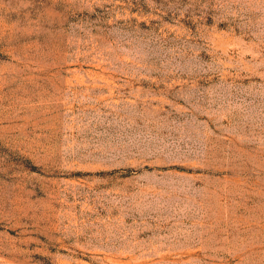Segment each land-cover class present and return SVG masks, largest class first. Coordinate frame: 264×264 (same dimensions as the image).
Masks as SVG:
<instances>
[{"label":"rangeland","instance_id":"obj_1","mask_svg":"<svg viewBox=\"0 0 264 264\" xmlns=\"http://www.w3.org/2000/svg\"><path fill=\"white\" fill-rule=\"evenodd\" d=\"M0 264H264V0H0Z\"/></svg>","mask_w":264,"mask_h":264}]
</instances>
